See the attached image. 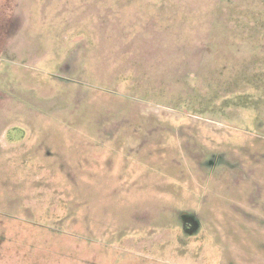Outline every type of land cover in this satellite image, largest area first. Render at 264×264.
<instances>
[{"label": "rangeland", "instance_id": "1", "mask_svg": "<svg viewBox=\"0 0 264 264\" xmlns=\"http://www.w3.org/2000/svg\"><path fill=\"white\" fill-rule=\"evenodd\" d=\"M0 264H264V0H0Z\"/></svg>", "mask_w": 264, "mask_h": 264}]
</instances>
